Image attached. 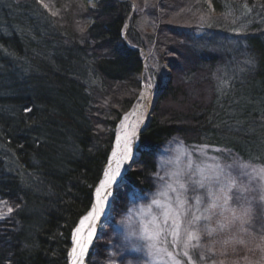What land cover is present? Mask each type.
I'll list each match as a JSON object with an SVG mask.
<instances>
[{"label": "trees", "instance_id": "16d2710c", "mask_svg": "<svg viewBox=\"0 0 264 264\" xmlns=\"http://www.w3.org/2000/svg\"><path fill=\"white\" fill-rule=\"evenodd\" d=\"M241 6L256 16L235 22L248 66L223 78L227 55L183 24L209 18L215 34L227 9ZM263 27L264 0H0V264H68L71 234L92 207L117 125L138 96L143 52L171 76L162 82L152 62L159 89L138 137L140 157L116 189L118 221L153 190L151 179L161 181V155L181 142L195 161L225 148L262 168L232 141L251 144L264 125V110L252 105L264 96ZM226 86L249 95L237 117H224ZM154 223L138 220L137 234ZM208 228L221 230L206 220L189 250L194 264L256 260L251 241L224 236L231 246L219 250L220 232ZM121 248L118 264L142 262Z\"/></svg>", "mask_w": 264, "mask_h": 264}, {"label": "rangeland", "instance_id": "374dc122", "mask_svg": "<svg viewBox=\"0 0 264 264\" xmlns=\"http://www.w3.org/2000/svg\"><path fill=\"white\" fill-rule=\"evenodd\" d=\"M45 5L46 4H44V6ZM48 7L50 8L49 5ZM252 15L253 13L250 11V9L244 6L235 7L234 10L227 9L226 16L223 19L224 21L221 22V24L219 25L220 30H217L215 34H211L210 32H208L209 30L208 24L211 25L213 23L212 20H209V18L205 19L201 17L199 19V22L197 23V26H194L195 24L191 25L189 23L183 24L184 26L186 25L187 27L193 29L196 32V36L198 37L204 36L205 39H208L210 45L212 46L211 47L212 51L221 54V56L223 55V57L227 55L226 58L224 57L222 59H225V61L223 62V66L224 64L227 65L226 72L228 73H226L224 76H223L224 73L218 74L217 72L216 74H214L213 79L217 85H219L221 81L223 82L222 76L223 78L231 75L236 76L237 73L240 72V69H245L244 67L247 68L248 63H245L242 58V55H240L243 53L240 48V45L238 44L239 37H241L242 33L245 31L240 29V26L235 24V22L240 21L242 19H246L248 21L255 20L256 16H252ZM126 27H128V25ZM261 30L263 32L264 27ZM124 39H125V34H124ZM133 49L138 50L136 48ZM237 51H239L238 54ZM142 54H143L142 60L144 67L139 77L140 90L132 107L126 114L122 116L121 121L117 125V128L115 130V139L113 143V148L111 150L109 158L112 155V152L114 151L117 136L122 133V129L126 117L130 113V111L137 106L142 90L143 89L150 90L152 99L158 92L159 87L156 85L155 79L150 75L149 69L152 65V62L154 63L153 69L155 70L157 69V71H160L159 75H161L162 82L169 79V77L171 76L168 67L165 63H163V65L160 68H158L157 63L155 62L156 60L152 61L149 53L143 52ZM234 66L236 68H234ZM248 97L249 95L244 91L236 90L234 87L226 86L224 92L222 93V98L225 101L226 99H228L227 104L224 106L222 110L224 113V117H237L238 115H240L241 112H243V109L246 106L248 107L251 106L249 103H247ZM222 98L220 95L219 106L220 104L222 105V100H223ZM155 103L156 101L154 102V104ZM252 105L259 106V108H262L264 110V96H260L258 98V101ZM148 117L151 118V113ZM259 131L261 132L257 134L256 140L254 142H251V144H245L246 142L240 140H234L232 142H235V144L241 147V149L244 152H246V154L248 155L251 154L254 158H257L258 161L260 162V165L264 167V125L260 128ZM136 146L137 148H135V158H134L135 161H133L132 159L133 163L131 162L132 164L130 165L127 172L135 168L134 165L140 157V154L138 152V143L136 144ZM176 148L177 147L173 146L170 154L167 156L165 153L161 155V159L167 161V163L163 167H161L163 170L164 179H161V181L158 182L151 179L150 183L153 190H151V192L147 196H145L147 198L143 196L140 200L133 203V206L131 208L136 209L137 211L141 207L147 208L149 205H151L153 194H155L158 191V187L166 186L167 184H170L171 181L169 180H172V184L176 182L175 188L177 190V193H182V198L186 201V205H185L186 208L191 210L187 217V219H191V212L196 211L195 208L196 197L198 196L202 197L203 204L201 205V208H206L212 202L213 196L217 194V188L219 187V185L209 180L208 177L220 173V179L223 181L228 177L230 173L231 176L236 179L237 187H234L233 190L229 193V195L232 196V200L229 202V207L236 209H240L242 206L250 207L251 211L249 215L245 217L247 223H242L239 219L232 220V213L230 211L223 210V214L221 215L222 209L220 207H217L216 209L213 210L215 215H213L212 218L208 220V222H214L215 224H217L218 222L227 223L228 220H231V223H227L226 228L216 231L218 233L220 232V236L216 237L217 245L219 247L218 249L223 250L222 248L231 246L230 242L243 241L246 239L249 243L251 241L250 244H252L253 247L260 248L259 252L257 251L254 252V256L257 257L256 260H252L247 264H259L260 262H263L264 261V173H257L254 175L252 174L253 168L260 169L261 167L239 158L238 156L232 154L231 151L225 148H222L218 151L213 149L212 153L209 156L207 157L201 156L202 158L199 157L198 161H195L193 158H191L190 154H188L185 149H184L185 150L184 154L181 155L176 151ZM210 165L212 166L211 168L209 167ZM244 165H248V167L245 168ZM201 170H203V172H201ZM220 170L223 171L220 172ZM127 172L124 174L119 184L117 183L118 185L116 184L115 186H113L111 190V195L109 198V206L107 207V214L104 220L99 225L98 236L93 241V244L91 245L89 251L87 252L83 264H86L88 260L87 259L88 254H90L95 258L94 259L95 264H118L117 259H119L123 255L121 246H123L126 249V251L129 252L132 256L140 257L142 262L140 263L138 262L137 264H149V258L146 252H135L131 250V246L133 245H141V244L146 245L148 242L140 241L135 237H132L131 240H126L125 235L127 229H125L121 225V222L118 221V217L116 216L117 210L115 207L112 206L114 197L118 195L116 189H119L123 185L124 178ZM200 181H203L205 187L202 188L199 186L198 182ZM181 183L185 185L186 191L181 190L179 188V185ZM99 184L97 185V187L93 192V202H94V195L99 187ZM209 188H211V192H209ZM169 196L171 197L172 200V207L175 208L176 193H172L170 191ZM159 199L161 200L162 205L167 203L165 198L160 197ZM151 207H152V215L143 216L142 220L145 222L146 221L154 222L152 217L155 216L157 217V221L155 222H159L162 224L163 212L165 211V208L164 207L158 208L155 205H151ZM196 214L199 215L200 213L197 212ZM134 220H136V222L133 224L132 227L136 231L138 219L134 217ZM169 223L171 224V221H169ZM205 223L206 220H201L198 222V225L196 226L198 229L197 234L201 238H203V236H201L202 235L201 230H203L202 228ZM77 226L75 227V229L77 228ZM74 231L71 234V244H72ZM181 236L182 238H185L183 229L181 231ZM224 236L225 237L228 236V239L230 241L229 243L226 244L224 242L225 241ZM168 242L170 243V247H171L170 251H173L174 254L177 255L178 259L181 260L185 258V256H183L182 254L183 252L182 243L180 247L173 249L171 246L172 244L171 236L168 237ZM193 243L196 242L193 241ZM189 250H192V248H190ZM69 253H68V264L70 263ZM160 255L163 256L165 264H171V262L168 261L167 256H164V254L162 253ZM205 261L204 259H200V264H206ZM72 263L73 262H71V264Z\"/></svg>", "mask_w": 264, "mask_h": 264}, {"label": "snow or ice", "instance_id": "6c2138e0", "mask_svg": "<svg viewBox=\"0 0 264 264\" xmlns=\"http://www.w3.org/2000/svg\"><path fill=\"white\" fill-rule=\"evenodd\" d=\"M128 151H131L129 148ZM176 151L181 155L184 154L183 142L177 146ZM218 151V150H217ZM167 161L161 160L160 167H163ZM212 167L211 165L209 166ZM245 168L248 165H244ZM223 170H220L222 172ZM203 172V170H201ZM264 173V167L260 169L253 168L252 174ZM107 176V173L105 174ZM112 181H115V177L110 178ZM161 179H164L163 177ZM209 180L218 184L217 194L213 196L212 202L206 207L201 208L203 204L202 197H196L195 200V212H191V219H187L189 212L191 210L186 208V201L182 198V193H177L176 188L172 186V184H167L166 186L158 187V191L153 194V198L151 200V205H155L156 207H164L165 211L163 212V223L155 222L157 221V217L153 216L154 229L149 230L147 226L143 227V230L137 234V232L133 229V224L136 222L134 217L140 220L143 225V216L152 215V207L149 205L147 208L141 207L138 211L136 209H129L124 219L121 220V225L127 229L125 239L131 240L132 237L140 241H147L146 245H133L131 246V250L135 252H146L149 258V264H165L163 256L160 254H164L167 256L168 261L171 264H182V261L177 258V255L174 254L173 251H170L168 248V237L172 238V248L176 249L180 247L181 243L183 244V256L187 257L188 264H193L192 255L190 254L189 249L193 247L199 246L200 236L197 234L198 222L201 220H210L215 213L214 209L220 207L222 209L221 215L223 214V210L230 211L232 213V220L239 219L242 223H247L245 217H247L251 211L250 207H241L240 209L229 207V202L232 200V196L229 193L233 190L234 187H237V181L234 177L229 173L228 177L225 180L220 179V173H217L211 177H208ZM200 187H205L203 181L198 182ZM181 190L186 191V187L183 183L179 185ZM176 193V207H172V200L169 196V192ZM209 192H211V188H209ZM160 197L165 198L167 201L166 204L162 205ZM222 201V203H221ZM11 212V209H9ZM200 214L197 215L196 213ZM227 219V218H225ZM171 221V224L169 223ZM227 223H231V220H228ZM227 223L218 222V227L220 229H224L227 227ZM186 225V226H185ZM183 229L184 237L181 236V231ZM216 231V229L208 228L207 232L209 235L212 232ZM195 241L196 243H193ZM163 245V246H161ZM155 250V251H153ZM203 258V257H201Z\"/></svg>", "mask_w": 264, "mask_h": 264}, {"label": "bare ground", "instance_id": "6f19581e", "mask_svg": "<svg viewBox=\"0 0 264 264\" xmlns=\"http://www.w3.org/2000/svg\"><path fill=\"white\" fill-rule=\"evenodd\" d=\"M151 106V93L143 89L139 102L126 117L122 133L117 136L116 145L105 168V173L94 195L91 210L80 220L72 238V248L69 253L70 263L83 264L84 257L89 251L92 238L100 225V214L104 210L107 214L111 190L129 169L132 159L135 158V148L139 131L148 122V113ZM131 151H128V149ZM107 173V176L105 175ZM115 177V181L110 178ZM106 208V209H105Z\"/></svg>", "mask_w": 264, "mask_h": 264}, {"label": "water", "instance_id": "95a60500", "mask_svg": "<svg viewBox=\"0 0 264 264\" xmlns=\"http://www.w3.org/2000/svg\"><path fill=\"white\" fill-rule=\"evenodd\" d=\"M139 51V50H138ZM156 101V97H155V99H154V102ZM150 112H151V110H150ZM146 126H147V124L139 131V134L138 135H140L145 129H146ZM133 161H135L134 159H133ZM133 161H132V163H133ZM131 163V164H132ZM120 182V181H119ZM119 182H118V184H119ZM117 184V185H118ZM106 209V208H105ZM105 216H106V214H104V210H102V212H101V214H100V220H99V223H101L103 220H104V218H105ZM98 229V228H97ZM96 229V230H97ZM97 233H98V231H97ZM97 233H96V235L94 236V238H93V241L97 238ZM92 241V242H93Z\"/></svg>", "mask_w": 264, "mask_h": 264}]
</instances>
